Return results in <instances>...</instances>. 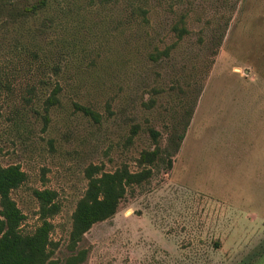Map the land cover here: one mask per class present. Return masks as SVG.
I'll return each instance as SVG.
<instances>
[{
    "label": "rangeland",
    "instance_id": "374dc122",
    "mask_svg": "<svg viewBox=\"0 0 264 264\" xmlns=\"http://www.w3.org/2000/svg\"><path fill=\"white\" fill-rule=\"evenodd\" d=\"M38 1L0 0V166L27 176L11 193L22 233L40 224L33 191H55L52 261L65 264L86 169L136 173L159 146L171 168L91 228L83 264H264V0H49L27 12Z\"/></svg>",
    "mask_w": 264,
    "mask_h": 264
},
{
    "label": "trees",
    "instance_id": "16d2710c",
    "mask_svg": "<svg viewBox=\"0 0 264 264\" xmlns=\"http://www.w3.org/2000/svg\"><path fill=\"white\" fill-rule=\"evenodd\" d=\"M49 0H39L27 12L35 13L47 7ZM182 30V29H181ZM185 31L179 34H183ZM59 89H55L48 99V106L58 103ZM76 109L84 115L92 117L96 122L99 115L89 108L76 105ZM153 137L158 133L151 131ZM175 143V152L180 141ZM171 153L159 146L152 151L141 153L137 164L139 172L133 173L123 166L113 173L103 172L100 167L90 166L85 171L88 180L83 196L78 200L71 217L69 232V250L74 253L67 258L65 264H83L88 251L79 249L85 235L91 228L115 216L120 204L129 189L147 182L153 175V168L166 163L171 168V158L164 161L162 155ZM27 176L19 165L0 166V264H56L52 261L58 244L51 239L54 225L51 220L61 211L57 201L58 194L52 190H34L33 196L38 204L39 226L31 234H24L21 226L25 216L12 199L11 193L26 182Z\"/></svg>",
    "mask_w": 264,
    "mask_h": 264
}]
</instances>
